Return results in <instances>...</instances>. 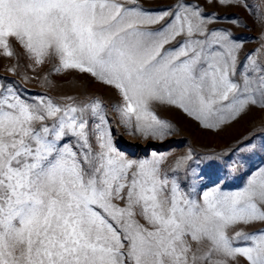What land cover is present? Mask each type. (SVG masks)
I'll return each instance as SVG.
<instances>
[{
    "label": "snow or ice",
    "instance_id": "snow-or-ice-1",
    "mask_svg": "<svg viewBox=\"0 0 264 264\" xmlns=\"http://www.w3.org/2000/svg\"><path fill=\"white\" fill-rule=\"evenodd\" d=\"M215 2L264 24V2ZM216 19L193 0L161 12L138 0H0V49L12 57L14 37L33 70L55 58L54 73L111 88L135 133L172 132L155 105L223 131L264 112V44L241 59L244 44L211 28ZM17 83L0 80V264H264V229L236 230L264 225V167L197 199L163 171V155L129 159L116 147L97 97L57 102ZM254 139L235 150L242 160Z\"/></svg>",
    "mask_w": 264,
    "mask_h": 264
},
{
    "label": "rangeland",
    "instance_id": "rangeland-1",
    "mask_svg": "<svg viewBox=\"0 0 264 264\" xmlns=\"http://www.w3.org/2000/svg\"><path fill=\"white\" fill-rule=\"evenodd\" d=\"M138 2L145 9L161 12L170 8L175 0ZM193 2L199 4L205 13H214L218 17L216 22L210 25L211 28L229 29L234 38H239L244 44L241 59L264 44V24L259 23L254 15L243 7H222L215 0ZM248 2L254 6L264 0ZM6 39L13 56L4 55V50L0 49V80L4 83L18 82L15 86L23 89L29 97L46 94L57 102L68 96L76 98L77 103L85 97H97L106 105L104 112L110 117L111 135L116 147L129 159L139 160L163 155V171L169 174L170 179L175 177L184 192L195 193L197 199L202 191L210 190L214 186L224 191L236 190L242 187L258 168L264 167V150L259 149L260 142L264 139V112L253 109L243 119L223 131H215L203 129L178 108L155 105L154 110L172 126V132L162 138L145 136L124 126L120 115L113 108L117 98L111 88L76 70L54 73L52 69L57 64L55 58L46 60L43 65L33 70L17 40L14 37ZM13 66L16 71H9ZM46 75L47 80L44 79ZM26 76L29 79H26ZM253 136V143L257 145L258 150L242 160L241 153L235 150L241 146L242 140ZM213 161L215 163H212ZM234 163L238 167H234ZM241 229L253 232L264 229V225H241L236 230ZM240 264H243V261Z\"/></svg>",
    "mask_w": 264,
    "mask_h": 264
}]
</instances>
